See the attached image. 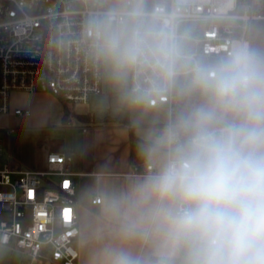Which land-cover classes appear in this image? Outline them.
I'll list each match as a JSON object with an SVG mask.
<instances>
[{"label":"clouds","instance_id":"1","mask_svg":"<svg viewBox=\"0 0 264 264\" xmlns=\"http://www.w3.org/2000/svg\"><path fill=\"white\" fill-rule=\"evenodd\" d=\"M95 29L117 76L150 68L170 82L187 62L166 17L133 10ZM193 84L206 101L160 131L148 153L157 169L114 206L122 235L149 244L151 259L113 249L109 264H264V56L236 46Z\"/></svg>","mask_w":264,"mask_h":264},{"label":"built area","instance_id":"2","mask_svg":"<svg viewBox=\"0 0 264 264\" xmlns=\"http://www.w3.org/2000/svg\"><path fill=\"white\" fill-rule=\"evenodd\" d=\"M142 12L166 17L176 29L182 22L193 25L187 62L177 66L174 80L163 81L150 68L129 70L135 103L167 107L173 121L177 87L186 75L213 68L236 46L251 50V28L264 19V0H155ZM127 13L106 10L105 0H0V114L30 116L29 109L12 107V97L21 93H48L70 105L101 94L103 56L95 25ZM4 148L0 137V164ZM69 161L66 154L50 153L44 171L0 166V245L21 251L29 264H78L79 215ZM155 170L136 167L135 175Z\"/></svg>","mask_w":264,"mask_h":264},{"label":"crops","instance_id":"3","mask_svg":"<svg viewBox=\"0 0 264 264\" xmlns=\"http://www.w3.org/2000/svg\"><path fill=\"white\" fill-rule=\"evenodd\" d=\"M137 1L148 8L145 11L155 4ZM250 39L251 50L264 56V19L253 23ZM134 99L128 84L103 70V91L88 104H66L43 92L17 94L12 100L13 108L29 109L31 115L11 114V128L3 130V160L7 156L10 169L44 171L50 153L70 158L79 215L80 234L74 241L78 264H109L113 249L151 259L149 244L122 235L124 217L114 206L145 177L135 175L136 167L157 169L158 161L148 153L171 115L167 107H147ZM96 197L102 199L100 204L93 203ZM0 264L29 263L21 251L0 245Z\"/></svg>","mask_w":264,"mask_h":264},{"label":"rangeland","instance_id":"4","mask_svg":"<svg viewBox=\"0 0 264 264\" xmlns=\"http://www.w3.org/2000/svg\"><path fill=\"white\" fill-rule=\"evenodd\" d=\"M129 0H105V8L109 11H125V12H131L133 10H140L145 11L148 8L141 2H138L137 0H130L132 2V5L128 4ZM154 3V2H152ZM153 5V4H152ZM193 29V25L188 22H182L178 25L177 32L179 35L183 37V48L185 51V55H188L190 53L189 48V39L188 37L191 35ZM103 70L105 75H110L111 78L117 80L120 83L128 84L129 86V70H127L123 75L117 76L112 62L105 58L103 56ZM195 74L186 75L184 77V88L185 93L189 95L191 98H194L196 102L195 105L204 103L207 99L205 95H203L193 84ZM15 95L12 97V100L14 99ZM194 105V106H195ZM80 107V106H78ZM11 114L10 115H4L0 114V137L5 141L6 139V132L3 130H7L11 128ZM7 156L4 157V160L2 159L0 166H3V164L7 161ZM53 180L57 181L58 178L52 177Z\"/></svg>","mask_w":264,"mask_h":264},{"label":"trees","instance_id":"5","mask_svg":"<svg viewBox=\"0 0 264 264\" xmlns=\"http://www.w3.org/2000/svg\"><path fill=\"white\" fill-rule=\"evenodd\" d=\"M177 94H178V104H177V108L173 116V120L177 117L179 113L193 107L197 102L195 101L194 98H191L189 95L185 93L184 80L180 81L177 87ZM67 113H69L68 110H67ZM95 122H100V121L96 119Z\"/></svg>","mask_w":264,"mask_h":264},{"label":"water","instance_id":"6","mask_svg":"<svg viewBox=\"0 0 264 264\" xmlns=\"http://www.w3.org/2000/svg\"><path fill=\"white\" fill-rule=\"evenodd\" d=\"M189 67H190V65L187 66V68H189Z\"/></svg>","mask_w":264,"mask_h":264}]
</instances>
